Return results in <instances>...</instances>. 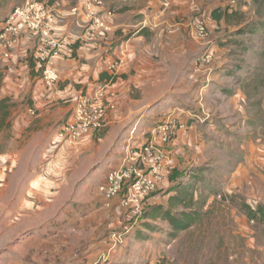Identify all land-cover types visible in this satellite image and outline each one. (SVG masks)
Masks as SVG:
<instances>
[{"label":"crops","instance_id":"1","mask_svg":"<svg viewBox=\"0 0 264 264\" xmlns=\"http://www.w3.org/2000/svg\"><path fill=\"white\" fill-rule=\"evenodd\" d=\"M41 1L56 8V33L66 40L55 61L60 76L57 86L48 88L43 81L42 69L32 57L34 40L22 36L11 58L0 56V97L15 103L6 133L16 147L12 150L9 143L0 148L11 168L8 187L0 195H10L7 200L15 202H6L2 209L5 216L16 212L15 223L6 219L0 228L19 231L12 242L16 245L13 263L126 264L133 257L132 247L140 243L136 239L127 249L115 251L108 262L98 260L109 246L107 222L121 219L119 196L108 202L98 192L79 208L61 203L60 198L76 194L79 199L87 185L79 188L74 179L85 178L88 170L103 171L106 177L118 167L127 143L140 138L151 109H163L161 115L181 112V107L195 112L190 101L198 97L209 69L199 61L206 42L191 35V20L204 19L213 41L207 109L232 113L239 98L243 115L255 111L256 118L247 121L253 147L246 159L264 168V0H103L97 12L108 29L95 41L80 40L79 21L84 20L68 16L69 9L84 0ZM25 2L0 0V29L8 14ZM144 21L158 27L144 26ZM117 60L121 63L113 72L110 66ZM102 84L116 91L112 98L117 106L108 112L106 127L75 147L57 145L75 100ZM181 117L186 127L171 145L173 162L179 147L182 151L181 146L198 133L192 115ZM42 180L52 187L56 183L54 190L40 186ZM72 233L77 236L76 251ZM144 258L140 253L139 259Z\"/></svg>","mask_w":264,"mask_h":264},{"label":"rangeland","instance_id":"2","mask_svg":"<svg viewBox=\"0 0 264 264\" xmlns=\"http://www.w3.org/2000/svg\"><path fill=\"white\" fill-rule=\"evenodd\" d=\"M206 45L208 43L205 44L204 50ZM212 67H214L213 64ZM262 74H264V70ZM209 83L211 84L208 87H204L203 84L199 88L198 97L190 101L195 112L181 107L183 113H181L182 111L173 113L171 110L167 114L162 113L161 115L159 110L163 109H151L150 113L146 114L140 138L136 139V142L130 141L124 147L119 166L128 145H132L131 147L135 150L142 147L154 126L165 121L170 114H179V128L170 143L166 145L168 156L173 165L172 174L159 185V188L150 197L144 200V209L138 217V222L128 234L124 235L126 241L118 246V249L113 250L110 244L112 233L122 231L133 218L132 209L122 205L119 195L118 210L120 215L118 218L121 219L119 223L107 222L106 224L109 246L105 248L103 256L98 258L101 262H108L115 251L121 248L127 249L131 240L136 239L140 243L132 247L133 257L129 256L126 264H264V212H261L264 210V168L256 162L251 163L246 159L253 147L247 121L255 119L256 114L253 111L248 115H243L244 112L239 110V98H236L239 113L234 110L232 113L222 115L214 109L213 111L208 110L209 99L207 97L210 88H212L213 79ZM100 86L93 91L100 90ZM110 87L111 85L105 86L103 91L104 97L106 96L107 101L114 106V108H109L108 112L117 106V102L112 98L116 95V91ZM209 107L213 108L211 103ZM73 111L74 109L66 120L60 139L57 138L59 140L56 144L60 143V147H63L64 144L75 147L87 135L97 134V130H90L76 143L71 145L65 143L66 125L72 118ZM186 113L193 116L192 119L197 124L198 133L181 146L182 151L179 150V147L175 152L176 161L173 162V154L171 153L172 156L170 154L171 145L177 137V132L182 127H186L185 123L180 122L181 116ZM152 114L155 115V118L150 117ZM159 116L162 118L161 120H157ZM104 127H106V120ZM6 132L7 129L0 131V148L5 144L12 143L13 150L16 147L15 143L10 137L11 134ZM0 156H2L1 151ZM102 172L88 170L89 175L85 178H75L74 182L77 187L83 188V185H87V191L82 193L79 199H76V194L63 195L60 202L72 203L75 208H79L82 201L89 202L95 193L99 192L104 197L100 191V185L106 181L109 172L106 177ZM8 173H0V179H3L2 182L0 180V190L8 187L7 183L11 177ZM62 176L63 174L57 175L58 179H61ZM104 177L105 179L102 180ZM100 180H102L101 183ZM42 183L44 184L39 183V185H46L43 187L53 188L52 190H54V185L56 186V183L53 187L50 183L46 184L45 180H42ZM9 196L0 195V222L7 219L9 223H15L16 212L10 211L8 216H5L2 209L6 202L15 203L14 200H7ZM174 196L176 199L171 200L170 197ZM160 206H163L165 211L161 213L163 209L159 208L161 215L152 217L153 215L150 214L153 209ZM254 211H258V217L253 215ZM185 213L192 217L189 225L187 228L177 230L171 220H182L181 216ZM148 223L152 228H147L146 224ZM18 235V230L0 228V264H12L15 260L13 256L16 253V245H13L12 242ZM71 237L73 251H76L77 236L72 233ZM5 238H8L9 241L5 242ZM144 240L147 242L146 245ZM140 253L145 256L143 261L139 259Z\"/></svg>","mask_w":264,"mask_h":264},{"label":"built area","instance_id":"3","mask_svg":"<svg viewBox=\"0 0 264 264\" xmlns=\"http://www.w3.org/2000/svg\"><path fill=\"white\" fill-rule=\"evenodd\" d=\"M103 6V0H86L82 5L77 4L68 11V16L82 17L84 20V22L79 21L84 28L79 36L80 40L95 41L107 31V24L97 12V9ZM55 13L56 8L47 2L26 0L25 4L17 6L8 14L0 29L2 58H11L12 51L17 47L22 36L34 40L32 57L42 69V78L48 88H54L60 80L55 61L66 46L65 38L59 37L56 33ZM143 23L144 26L158 27L147 21ZM189 27L194 38L203 40L205 44L208 43L199 57V61L209 69L204 85L207 87L211 82L214 62L211 33L204 19L191 20ZM120 63V60H117L112 63L110 69L115 72ZM105 86L109 85H101L97 92L83 93L75 100L76 106L72 118L66 125L65 143L74 144L90 130H100L104 127L109 108H114L112 103L107 101L106 96L104 97ZM178 115L170 114L165 121L154 126L142 147L135 150L132 145H128L121 165L111 169L106 181L100 185V191L106 199L111 200L120 195L122 205L131 208L133 212L131 223L122 231L112 233L110 244L113 250L118 249V246L126 241L124 235L128 234L138 222V217L144 209V200L172 174L173 165L166 145L170 143L179 128ZM10 169V163L0 156V173L6 174Z\"/></svg>","mask_w":264,"mask_h":264},{"label":"trees","instance_id":"4","mask_svg":"<svg viewBox=\"0 0 264 264\" xmlns=\"http://www.w3.org/2000/svg\"><path fill=\"white\" fill-rule=\"evenodd\" d=\"M49 4V3H48ZM52 6V5H51ZM15 105L14 102H12V100L10 98H1L0 97V131L3 130V129H8L11 127V124H12V118H13V115H12V112H13V106ZM172 197V196H171ZM171 200H175V196L173 198H171ZM156 208V207H155ZM153 209V211L151 212V216L152 217H157V216H160L161 213H163L165 210V208L162 206L160 207H157L156 209ZM159 208H164L163 211H161L160 213V209ZM168 211V210H167ZM260 211V210H258ZM258 211H254L253 212V215L255 217H258L257 215V212ZM261 212H264V210H261ZM182 220H179V219H173L171 220L172 221V224L176 226L177 230H181L183 228H187L188 225H189V221L190 219L192 218L189 214H182ZM147 228H152V226L148 223L146 224Z\"/></svg>","mask_w":264,"mask_h":264}]
</instances>
